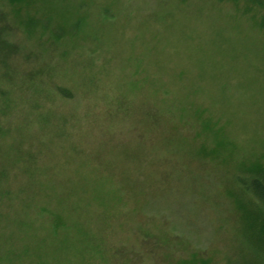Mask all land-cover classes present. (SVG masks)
I'll list each match as a JSON object with an SVG mask.
<instances>
[{"label":"rangeland","instance_id":"374dc122","mask_svg":"<svg viewBox=\"0 0 264 264\" xmlns=\"http://www.w3.org/2000/svg\"><path fill=\"white\" fill-rule=\"evenodd\" d=\"M49 1L37 19L73 23L57 43L17 28L0 77L17 84L0 100V264L237 259L229 193L264 162V33L214 0Z\"/></svg>","mask_w":264,"mask_h":264},{"label":"trees","instance_id":"16d2710c","mask_svg":"<svg viewBox=\"0 0 264 264\" xmlns=\"http://www.w3.org/2000/svg\"><path fill=\"white\" fill-rule=\"evenodd\" d=\"M214 1L232 5L240 14L252 19L264 33V0ZM40 2L45 7L52 5L49 0H0V4H5L7 8L10 7V13H8L9 11L7 14L0 11V77L3 81L5 79V82L9 81V70L15 64L16 53L22 52L21 43H16L14 37L16 35L12 34L13 31H16L17 28H24L27 36L30 34L29 31H33L37 27L46 32L51 30V37L57 43L61 37L62 29L65 26L70 27L73 23L66 20L63 24L57 23L49 28L50 23L45 25L33 14L32 7L34 8L35 3ZM55 11L54 8L49 10L51 14ZM52 19L51 21H54ZM21 74L23 75L24 72ZM10 83L11 85H0V100H7V97L13 93L17 84L11 81ZM24 87L25 85H23ZM62 96L65 97L64 91ZM211 153L216 152H207L204 149L198 151V154L203 157H207ZM239 167L241 172H237L232 178V184L236 191L232 190L229 193L232 197L230 199L233 200L232 205L237 208L236 224L239 227L237 240L239 250L235 251L237 259L228 258L227 264H264V162L254 161L252 164L244 163ZM246 254L247 256H245ZM211 260V257L205 258L193 254L189 260H181L177 264H212Z\"/></svg>","mask_w":264,"mask_h":264}]
</instances>
